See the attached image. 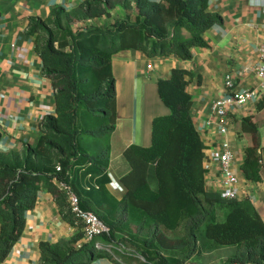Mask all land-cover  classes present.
<instances>
[{
  "label": "trees",
  "instance_id": "1",
  "mask_svg": "<svg viewBox=\"0 0 264 264\" xmlns=\"http://www.w3.org/2000/svg\"><path fill=\"white\" fill-rule=\"evenodd\" d=\"M109 1L85 0L76 9L58 7L46 19L30 20L28 33H38L35 47L43 59V73L56 90L57 108L43 120L36 145L0 151V260L21 237L25 214L36 206L38 192L47 189L77 231L67 241H42L41 264H85L104 256L120 264H185L204 248L229 246L235 250L226 264H260L264 219L257 208L249 199L228 201L206 189L205 144L191 114V73L186 69L175 68L171 78L158 81L159 94L171 112L154 119L152 144H133L124 151L131 167L121 179L125 196L118 199L108 190L110 137L117 123L113 55L136 49L149 57L175 54L187 60L194 47L208 46L204 32L221 21L209 11V0H130L133 18L129 14L106 27L74 33L63 22L62 16L70 12L87 19L111 17L109 7L115 3ZM184 31L190 36L183 37ZM40 32L47 36L42 45ZM259 107H264V100ZM259 126L254 117H246L237 131L250 137L242 170L257 182L262 179ZM153 167L155 189L149 181ZM58 181L79 196L82 209L93 211L110 227L104 240L134 245L136 250L116 259L84 242L83 223Z\"/></svg>",
  "mask_w": 264,
  "mask_h": 264
},
{
  "label": "crops",
  "instance_id": "2",
  "mask_svg": "<svg viewBox=\"0 0 264 264\" xmlns=\"http://www.w3.org/2000/svg\"><path fill=\"white\" fill-rule=\"evenodd\" d=\"M84 1L0 0V151H21L26 146L36 145L43 120L47 115L56 114V90L52 79L43 73V59L35 47L38 33H28L31 18L46 19L55 8L70 11ZM208 9L219 15L221 21L204 32L208 46L194 47L190 59L175 54L149 57L136 49L121 50L113 55L117 123L110 137L108 175L111 181L107 188L118 199L127 192L121 179L131 168L124 151L133 144L150 146L154 119L171 112L159 94L158 81L171 78L175 68L191 73L187 76V91L193 99L194 124L205 144V186L208 191L219 193L222 177L209 156L223 135L212 103L228 96L227 74L233 76L239 90L261 88L256 67L261 60L259 46L264 39V0H209ZM92 22L103 27L112 24L106 16L94 18ZM180 34L190 36L185 31ZM263 100L264 90H261L259 97L249 103L232 105L226 137L237 153L234 167L245 184L248 199L264 219V166L260 167L261 181L247 179L242 164L250 137L237 133L243 118L254 117L260 125L259 154L264 159V107H259ZM149 181L154 189L157 188L154 167L150 170ZM25 216L26 225L21 237L0 264H41L42 241H67L77 231L65 220L55 197L47 189L38 192L36 206ZM85 264L120 263L104 256Z\"/></svg>",
  "mask_w": 264,
  "mask_h": 264
},
{
  "label": "built area",
  "instance_id": "3",
  "mask_svg": "<svg viewBox=\"0 0 264 264\" xmlns=\"http://www.w3.org/2000/svg\"><path fill=\"white\" fill-rule=\"evenodd\" d=\"M261 60L256 67V74L260 80L261 88H247L245 90H239L236 85V81L231 74H227L225 77V84L228 90V96L216 99L212 103V111L219 119L220 132L223 135V139L219 140L215 144L211 155V161H213L221 174L222 181L219 189V193L224 200H244L248 199V191L245 188V184L240 177L239 172L235 169L234 164L237 160V153L231 145V141L226 136L229 133L228 115L229 108L232 105L243 106L253 99L259 97L261 90H264V39L259 46ZM260 167L264 166V159L259 158ZM61 168L58 167V170ZM60 188L65 190L67 200L72 212L83 223L84 242L93 243L94 249L103 250L106 253L119 259L122 253L130 252L127 247L121 242L116 240H104L102 237L109 235L111 232L110 227L103 222L97 214L93 211L84 210L80 207L79 196L70 189L66 183L58 181ZM241 264V263H233ZM256 264V263H247ZM264 264V260L260 263Z\"/></svg>",
  "mask_w": 264,
  "mask_h": 264
},
{
  "label": "rangeland",
  "instance_id": "4",
  "mask_svg": "<svg viewBox=\"0 0 264 264\" xmlns=\"http://www.w3.org/2000/svg\"><path fill=\"white\" fill-rule=\"evenodd\" d=\"M109 2H110L109 4L115 3V6L113 8H110L111 6L109 7L110 11H112L111 17L106 16L108 19L112 20V23L116 19L126 18L127 15L129 14L130 16H132L131 18H133V15H134L133 8H132L133 4L132 2H130V0H110ZM76 13L77 12H70L69 14L62 16L64 24L66 25L69 23L74 33H77L79 31H86L95 26L92 22L94 18H91V19L83 18V17L78 16ZM97 18H100V17H97ZM53 24H54V21L50 23V25H53ZM39 38H40V44L42 45L47 39V36L43 34L42 32H40ZM262 135L264 137V127L262 129ZM122 243L125 245V247H127V249H129V251L133 252L136 250V247L134 245L128 244L129 245L128 247L127 244H125L124 242ZM233 249L234 248H231V247H219L214 250L204 248V251L202 253H198V254L191 256L185 262V264H226V258L234 253L235 249L234 250ZM167 252L172 253V254L180 253L179 250H170V251L168 250ZM137 257L141 261H145L143 256H137ZM132 264H135V263H132Z\"/></svg>",
  "mask_w": 264,
  "mask_h": 264
}]
</instances>
